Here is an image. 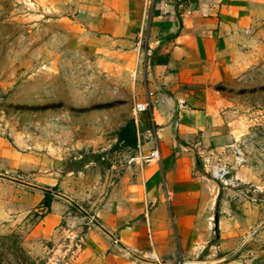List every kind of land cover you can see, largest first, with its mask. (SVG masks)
Instances as JSON below:
<instances>
[{"label":"crops","instance_id":"1","mask_svg":"<svg viewBox=\"0 0 264 264\" xmlns=\"http://www.w3.org/2000/svg\"><path fill=\"white\" fill-rule=\"evenodd\" d=\"M77 8L84 53L133 110L116 139L128 164L88 213L63 189L61 174L74 171L60 164L59 146L24 148L0 133V217L38 213L37 236H67L63 264H149L147 253L161 264L224 261L250 233L245 192L258 173L243 166L218 182L201 155L226 152L246 129L222 83L237 63L264 54V0H80ZM144 101L151 109L135 112ZM126 125L135 146L120 134ZM153 149L159 161H138Z\"/></svg>","mask_w":264,"mask_h":264},{"label":"rangeland","instance_id":"2","mask_svg":"<svg viewBox=\"0 0 264 264\" xmlns=\"http://www.w3.org/2000/svg\"><path fill=\"white\" fill-rule=\"evenodd\" d=\"M79 2L0 0V133L24 148L59 146L60 164L74 171L61 174L63 189L93 213L101 207L103 187L128 164L127 148L116 139L134 117L127 92L84 53ZM234 73L222 89L247 121L242 134L264 127V54L237 63ZM257 161L246 165L259 178L245 192L253 198L246 242L209 264H264V154ZM38 217L33 210L0 217V264H63L66 234L40 238L34 231Z\"/></svg>","mask_w":264,"mask_h":264},{"label":"built area","instance_id":"3","mask_svg":"<svg viewBox=\"0 0 264 264\" xmlns=\"http://www.w3.org/2000/svg\"><path fill=\"white\" fill-rule=\"evenodd\" d=\"M151 109L148 101L136 102L134 105L135 112H143ZM264 127L259 129L251 128L246 133H241L233 142L226 146V152H218L210 150L208 155H201L202 169L213 180L224 182L233 170L237 168L257 163L258 157L264 154ZM159 161V153L157 149H153L146 156H141L139 162ZM167 198L170 193L166 183L162 184ZM149 264H161V260L153 253H147L145 256Z\"/></svg>","mask_w":264,"mask_h":264},{"label":"trees","instance_id":"4","mask_svg":"<svg viewBox=\"0 0 264 264\" xmlns=\"http://www.w3.org/2000/svg\"><path fill=\"white\" fill-rule=\"evenodd\" d=\"M120 134L122 135V138L125 141L124 143H126L128 145H131V146H135L136 145V139H135V135L132 132L131 125L124 126L120 130ZM45 201L47 202V204L49 203L48 199L45 200Z\"/></svg>","mask_w":264,"mask_h":264}]
</instances>
